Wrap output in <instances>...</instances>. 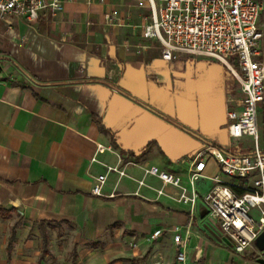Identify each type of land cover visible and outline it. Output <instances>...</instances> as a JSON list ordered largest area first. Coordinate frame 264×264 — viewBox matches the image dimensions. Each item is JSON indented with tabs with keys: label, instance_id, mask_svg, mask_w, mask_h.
<instances>
[{
	"label": "crops",
	"instance_id": "0c3cea01",
	"mask_svg": "<svg viewBox=\"0 0 264 264\" xmlns=\"http://www.w3.org/2000/svg\"><path fill=\"white\" fill-rule=\"evenodd\" d=\"M61 1L63 11L44 10L36 22H0V218H15L9 232L0 222V264H178L174 227L185 264H261L264 253H235L206 227L201 197L219 174L212 157L204 156L193 209L174 199L177 188L144 173L155 166L188 188L198 153L251 151L249 138L226 132V110H239L241 98L230 71L206 58L161 60L157 42L141 35L147 0ZM257 125L264 152V101ZM56 228L72 231L75 251L48 250Z\"/></svg>",
	"mask_w": 264,
	"mask_h": 264
},
{
	"label": "built area",
	"instance_id": "2783aa9c",
	"mask_svg": "<svg viewBox=\"0 0 264 264\" xmlns=\"http://www.w3.org/2000/svg\"><path fill=\"white\" fill-rule=\"evenodd\" d=\"M147 2L149 22L141 27V35L144 39L157 42L161 60L171 62L181 57L206 58L215 60L230 71L238 84L241 98L239 110H226V132L232 140L249 138L251 151L223 154L217 149L208 148L206 152L198 153L188 167V188L181 184L179 177L155 166L146 168L144 173L157 177L163 185L177 188L179 193L174 199L193 209L200 198L197 184L205 178L204 156L212 157L219 165V174L210 178L213 185L201 197L206 216L211 226L219 228L214 230L218 236H222L220 242L235 253L253 251L261 256L264 250H258L255 240L264 232V152L257 125V110L264 101V27L258 24L259 14L264 10V0ZM63 4L61 0H0V22L8 16H16L33 23L44 10L52 14L63 11ZM105 19L111 21L108 16ZM230 101L226 100L228 103ZM112 171L124 175V171L117 167L107 168V173ZM105 180L106 174L95 178L92 195L101 196ZM138 183L143 185L142 181ZM157 194L165 195L163 189L157 190ZM252 210L257 211L256 218L251 214ZM179 231V227L173 228L176 261L185 264ZM161 233V230H157L151 238L157 239Z\"/></svg>",
	"mask_w": 264,
	"mask_h": 264
},
{
	"label": "rangeland",
	"instance_id": "374dc122",
	"mask_svg": "<svg viewBox=\"0 0 264 264\" xmlns=\"http://www.w3.org/2000/svg\"><path fill=\"white\" fill-rule=\"evenodd\" d=\"M145 4H146L145 1L140 2L141 8L143 9L142 12L148 11ZM234 152H236V151L232 150L231 153H234ZM0 222L4 223L7 226V232H9L12 224L15 222V218H11V220L9 222H6V218L5 219L0 218ZM206 227L208 228V230H211V229L219 230V228L217 226L206 225ZM49 234L51 236H53L52 242L49 244V249H48L51 252L59 251L60 253H64L65 255H68V254L72 253V251H75V250H72L73 245L71 242V240H72L71 238L73 236V233H72V231H70V229H68V228L67 229H65V228L49 229ZM221 238H222V236H218L219 240ZM149 240L152 241L151 235H149ZM204 262H206L207 264H220V262L218 261L217 258H213L212 260H209V261L200 260L196 264H204Z\"/></svg>",
	"mask_w": 264,
	"mask_h": 264
},
{
	"label": "water",
	"instance_id": "95a60500",
	"mask_svg": "<svg viewBox=\"0 0 264 264\" xmlns=\"http://www.w3.org/2000/svg\"><path fill=\"white\" fill-rule=\"evenodd\" d=\"M255 246L258 248V250L263 251L264 250V232H262L257 239L255 240ZM259 263L264 264V259L259 258L257 260Z\"/></svg>",
	"mask_w": 264,
	"mask_h": 264
},
{
	"label": "trees",
	"instance_id": "16d2710c",
	"mask_svg": "<svg viewBox=\"0 0 264 264\" xmlns=\"http://www.w3.org/2000/svg\"><path fill=\"white\" fill-rule=\"evenodd\" d=\"M16 225H17V223L14 224V226H13V230L11 232L12 237L10 238V242L13 239V231L15 230ZM40 227L42 228L41 224H40ZM41 236L43 238V248L45 250L48 242H47V237H46V233H45L44 229H42V231H41ZM254 258H256V257L254 256Z\"/></svg>",
	"mask_w": 264,
	"mask_h": 264
}]
</instances>
